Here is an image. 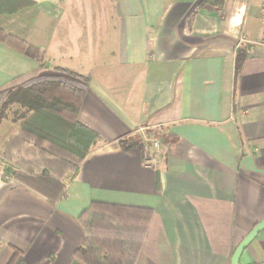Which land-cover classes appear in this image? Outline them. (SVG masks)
<instances>
[{"label":"crops","instance_id":"0c3cea01","mask_svg":"<svg viewBox=\"0 0 264 264\" xmlns=\"http://www.w3.org/2000/svg\"><path fill=\"white\" fill-rule=\"evenodd\" d=\"M199 1L0 0V29L42 53L41 73L89 76L76 118L98 135L54 200L0 157V264L14 252L11 264H84L92 201L150 209L135 264H231L264 217L262 24L257 0ZM39 65L0 40V88ZM17 114L0 122V149ZM262 261L264 228L239 257Z\"/></svg>","mask_w":264,"mask_h":264},{"label":"trees","instance_id":"16d2710c","mask_svg":"<svg viewBox=\"0 0 264 264\" xmlns=\"http://www.w3.org/2000/svg\"><path fill=\"white\" fill-rule=\"evenodd\" d=\"M207 1L200 0L199 4ZM0 40L10 41L40 61L38 69L25 79L0 88V117H6V111L5 114L3 112L8 110L11 103L25 108L20 117L18 133L4 145L5 154L12 158L21 152L27 155L28 149H35L40 153L39 157L28 155L38 160L41 174H48L49 169H61L65 163L71 164L74 169L98 137L96 132L78 123L76 118L89 76L60 67L53 68L52 73L43 74L42 53L37 48L1 29ZM245 57L244 47H237L235 77ZM30 143L32 147H27ZM15 147L17 151L13 150ZM33 163H27L30 166L26 173L13 171L11 166H6L5 170L54 200L62 193L64 186L59 184V189H55L41 184L43 177L32 179L34 173L29 168ZM150 215L148 208L92 201L79 216L86 228V236L76 249L75 257L84 264H135ZM16 253L8 264L13 262Z\"/></svg>","mask_w":264,"mask_h":264},{"label":"rangeland","instance_id":"374dc122","mask_svg":"<svg viewBox=\"0 0 264 264\" xmlns=\"http://www.w3.org/2000/svg\"><path fill=\"white\" fill-rule=\"evenodd\" d=\"M52 73V72H51ZM43 74H45V73H43ZM1 97H2V92H0V99H1ZM18 103H14V104H9L8 105V110H4V112H3V114H5V111H6V116H8V115H10V117H13L12 119H14V118H16L15 116H16V113H18L17 114V118H20L21 117V115L24 113V110H25V108H23V107H19L18 108V106H19V104H18V106L16 107L15 105H17ZM23 109V110H22ZM4 118H6V117H4ZM4 118H2V117H0V122L4 119ZM14 135H12V136H10L9 137V139L11 138V137H13ZM6 143V142H5ZM5 143H4V145H5ZM4 145L2 146V148L0 149L1 151H0V157L3 159V160H5V161H7V162H9V163H11V167L12 166H14L13 164H16V162L17 163H19V162H23V165H21L24 169L23 170H17V172H21V173H26V172H29L28 171V169H27V167L28 166H30V165H27L26 163L27 162H29V161H31V162H34L33 163V166L31 167V168H29V169H32V172L31 173H34L33 174V177L34 178H32V179H36V178H38V177H43L44 179H40L41 181V184H43L44 186H46V187H49L52 183H54L55 181H58V179H62V176H64V175H62L63 174V172H64V170L65 169H73L72 167H71V164H68V163H65L64 164V166L61 168V169H49V173L48 174H41L42 172H41V167L39 166V165H37L38 164V160L35 158V157H39V154H38V152L35 150V149H33V150H31V149H28V151H27V158L26 159H24V153H21V154H19V155H21V156H18L17 158L15 157V155H13L12 156V158H11V156H9V158H8V155H6L5 154V152H4ZM19 147H21V146H19ZM27 147H32V144L30 143V144H27ZM3 151V152H2ZM23 154V155H22ZM28 154H33L35 157H30ZM21 157V158H20ZM34 158H35V160H34ZM16 159H18V161H16ZM21 159V160H20ZM27 159H28V161H27ZM32 159V160H31ZM53 159V158H52ZM42 175H46V176H42Z\"/></svg>","mask_w":264,"mask_h":264},{"label":"water","instance_id":"95a60500","mask_svg":"<svg viewBox=\"0 0 264 264\" xmlns=\"http://www.w3.org/2000/svg\"><path fill=\"white\" fill-rule=\"evenodd\" d=\"M263 228L264 217L254 225V227L242 238V240L235 247L231 256V264H239V257L241 253ZM259 264H264V261Z\"/></svg>","mask_w":264,"mask_h":264},{"label":"built area","instance_id":"2783aa9c","mask_svg":"<svg viewBox=\"0 0 264 264\" xmlns=\"http://www.w3.org/2000/svg\"><path fill=\"white\" fill-rule=\"evenodd\" d=\"M258 2V7H259V15H260V20L262 24V43L264 44V0H257ZM152 146L155 149V151L159 150V141L152 140Z\"/></svg>","mask_w":264,"mask_h":264}]
</instances>
